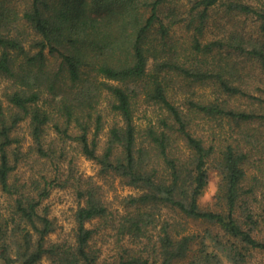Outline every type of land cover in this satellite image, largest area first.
Returning a JSON list of instances; mask_svg holds the SVG:
<instances>
[{
  "label": "trees",
  "instance_id": "trees-1",
  "mask_svg": "<svg viewBox=\"0 0 264 264\" xmlns=\"http://www.w3.org/2000/svg\"><path fill=\"white\" fill-rule=\"evenodd\" d=\"M21 1L0 0L1 264L264 256V0H187L186 9L176 0ZM215 9L251 18L254 34L206 39ZM176 25L190 33L183 46L172 41ZM205 85L213 97L196 99ZM76 154L137 194L110 208ZM210 165L220 180L201 207ZM21 166L27 178L16 176ZM65 188L76 203L72 235L52 241L57 224L44 202ZM100 240L111 241L108 257Z\"/></svg>",
  "mask_w": 264,
  "mask_h": 264
},
{
  "label": "rangeland",
  "instance_id": "rangeland-1",
  "mask_svg": "<svg viewBox=\"0 0 264 264\" xmlns=\"http://www.w3.org/2000/svg\"><path fill=\"white\" fill-rule=\"evenodd\" d=\"M16 2L18 7L21 9L23 7V2L21 0H12ZM187 0H176L171 6L176 8H184L186 9ZM211 17L209 19L208 26L205 29V38L206 39H213L214 37L221 36L225 33H232L235 31L242 32L247 35L254 34L256 30V24L254 21L251 20V18L243 17L239 20H227L224 17V14L222 13L221 9H215L213 12H211ZM172 41L176 42L178 45L183 46L187 43L190 33L182 26V25H176L173 27V29L170 32ZM53 63V60H50ZM5 80L0 78V97L3 92V89L5 87ZM213 87L211 85H205V86H196V99H208L212 98L214 95ZM257 95L259 93H256ZM178 98H183V95H180ZM183 100V99H182ZM155 111L152 108L148 109V116H155ZM111 115L107 116V120L111 122ZM139 122L144 124V119H139ZM27 123L23 122L19 125V127L16 130V133L22 137V147L26 148V146L29 144V137L27 135ZM208 126L207 123L203 124L201 122L200 124ZM102 140L105 139V135H101ZM75 162L77 164V168L79 172L85 176H91L95 182L101 185L102 191H103V197L106 200V202L109 204L110 208L112 209H119L122 210L121 201L124 197L132 194H137V190L133 187L126 186L123 184L119 178L113 177V176H102L98 174V165L91 161L86 159L81 154H76ZM19 173L16 174L17 177L21 178H27L29 175V172L27 169H25L24 166H21L19 168ZM220 180L218 171L212 168L210 165L208 168V184L205 186L204 190L201 192L199 196V203L201 207H207L209 203H212L214 200V196L217 191L218 182ZM4 197L2 196L0 199V208L3 206ZM46 204L49 206L50 216L55 218L56 220V229L53 233L50 234L49 238L52 241L57 240H69L71 239V228L73 226V219L72 214L76 207V203L74 200V196L70 189H56L53 190L50 194V196L45 200ZM89 227L92 226V224H88ZM189 229L201 231L203 229V225L200 224H194L192 222H189L188 224ZM103 233L109 232V231H102ZM103 239V238H102ZM102 243V250H103V257L105 256L110 250L111 241L110 243L102 242V240L99 241V244ZM222 264H232L228 258H226L224 255L219 256ZM1 264V262H0ZM36 264H53L50 260L49 256H43L41 260ZM176 264H182V262H178ZM248 264H264V256H261V254H257L256 252H253L251 256L248 257Z\"/></svg>",
  "mask_w": 264,
  "mask_h": 264
}]
</instances>
